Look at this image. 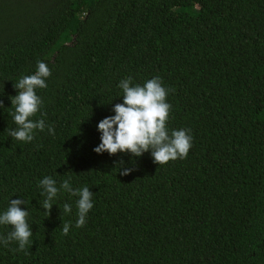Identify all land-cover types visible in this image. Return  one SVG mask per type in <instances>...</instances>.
Returning <instances> with one entry per match:
<instances>
[{"label":"trees","instance_id":"obj_1","mask_svg":"<svg viewBox=\"0 0 264 264\" xmlns=\"http://www.w3.org/2000/svg\"><path fill=\"white\" fill-rule=\"evenodd\" d=\"M190 1L0 0V213L23 199L34 241L27 254L0 243V264H264V0L182 11ZM38 61L52 75L33 119L55 134L24 143L9 136L13 84ZM128 77L170 89L167 128L190 129L186 158L93 151ZM45 176L93 192L83 227L63 190L46 217Z\"/></svg>","mask_w":264,"mask_h":264},{"label":"clouds","instance_id":"obj_2","mask_svg":"<svg viewBox=\"0 0 264 264\" xmlns=\"http://www.w3.org/2000/svg\"><path fill=\"white\" fill-rule=\"evenodd\" d=\"M52 72L45 62L38 61L34 74L22 76L13 87L17 94L12 97L11 104L15 111L12 113L16 124L14 130L9 131L13 140L28 143L33 141L37 130L43 132L47 127L48 132L55 134L51 125H46L43 118L34 120L33 117L40 113L43 107V100L37 94V89L47 87L46 80ZM123 91V102L116 103L112 111L114 115L107 116L99 121L97 130L101 133L100 143L93 151L97 154L107 152L110 156L118 153H130L134 157H141L149 152L154 163L158 165L167 164L176 159L187 157L192 147V136L190 129L173 130L169 134L167 122L171 105L167 102L170 89L163 86L160 77L146 81L142 86L132 84V77L120 81L118 85ZM3 102L0 101V108ZM42 116L46 113H41ZM123 162H120L122 165ZM135 169L123 168L120 175H129ZM39 187L43 189V200L41 207L45 210L46 217L50 216L53 207V200L61 190L71 196H77L78 219L76 227H83L86 217L93 208V192L87 186L73 188L69 179H65L57 186V182L51 176H45L39 181ZM21 198L10 199L5 211L0 213V226H11L12 231L7 235H0V243L5 247L12 242L18 244L13 251H24L33 244L32 227L28 223L29 213ZM71 205L65 203L64 213H71ZM70 224L65 223L62 227V234L67 235Z\"/></svg>","mask_w":264,"mask_h":264},{"label":"rangeland","instance_id":"obj_3","mask_svg":"<svg viewBox=\"0 0 264 264\" xmlns=\"http://www.w3.org/2000/svg\"><path fill=\"white\" fill-rule=\"evenodd\" d=\"M197 2H198V0H192V1H190V2H186V3H184V4H182L181 5V10L182 11H185V10H187V9H195L196 8V6H197ZM172 20H175V17L173 16L172 17ZM67 32H68V34H69V36H70V34H71V29H68L67 30ZM71 38L69 37V40H70Z\"/></svg>","mask_w":264,"mask_h":264}]
</instances>
